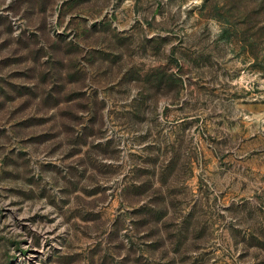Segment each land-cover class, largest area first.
<instances>
[{
  "label": "rangeland",
  "instance_id": "1",
  "mask_svg": "<svg viewBox=\"0 0 264 264\" xmlns=\"http://www.w3.org/2000/svg\"><path fill=\"white\" fill-rule=\"evenodd\" d=\"M0 264H264V0H0Z\"/></svg>",
  "mask_w": 264,
  "mask_h": 264
}]
</instances>
